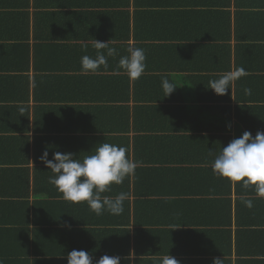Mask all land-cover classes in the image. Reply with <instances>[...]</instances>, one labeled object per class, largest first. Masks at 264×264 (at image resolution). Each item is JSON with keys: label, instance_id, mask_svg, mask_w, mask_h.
<instances>
[{"label": "crops", "instance_id": "0c3cea01", "mask_svg": "<svg viewBox=\"0 0 264 264\" xmlns=\"http://www.w3.org/2000/svg\"><path fill=\"white\" fill-rule=\"evenodd\" d=\"M19 1L0 0V13L7 18L0 22L3 264H68L67 254L74 249L88 252L93 264L104 255L119 256L120 264H163L168 254L179 264H213L215 259H223L222 264H264V203L256 201L264 198L215 175L214 155L209 154V149L218 153L245 131L264 132V55L240 53L246 75L222 96L209 88L211 75L219 78L235 71L234 66L202 74L151 71L136 81L117 71L53 72L46 67L81 64L85 28L66 22L57 31L62 39L35 42L34 13L40 10L30 5L28 30L13 6ZM80 1L61 10L93 9ZM164 26L168 31L178 29L174 24ZM203 29L207 28L199 26L194 35L207 36L212 27L201 34ZM19 34L30 39L21 40ZM54 43L66 44L71 53L67 49L60 53ZM152 54L153 62L162 55H178L164 46ZM36 62L41 69L35 68ZM90 74L98 75L92 86L82 79ZM117 75L127 76L125 83L115 79ZM164 78L177 86L167 97ZM50 90L66 91V98L52 100ZM59 107L65 108L62 117ZM235 110L251 130L235 117ZM99 143L124 146L138 162L133 177L102 194L114 198L130 189L119 216L108 212L97 216L86 203L64 200L49 183L53 173L40 160L45 151L49 159L55 152H68L82 160ZM242 197L252 201L251 209Z\"/></svg>", "mask_w": 264, "mask_h": 264}, {"label": "trees", "instance_id": "16d2710c", "mask_svg": "<svg viewBox=\"0 0 264 264\" xmlns=\"http://www.w3.org/2000/svg\"><path fill=\"white\" fill-rule=\"evenodd\" d=\"M76 2L77 0H20L18 5L13 6L17 8V13L20 15L22 27H26L28 30L31 18L30 7H32L30 5L33 4V7L40 10L34 13L36 15L33 27L35 42L46 39L55 42L62 39L58 37L57 31L66 22H69L67 24L70 26L78 24L85 28V33L82 36L84 52L81 57L88 55L95 58L97 49L94 47V43L90 42L109 41V47L115 48L118 55L107 58L108 66L106 68L101 66L97 71L101 73L124 72L119 68L118 62L121 56L128 54L129 46L145 50L147 65L145 72L167 71L202 74L203 72L210 73L221 70L230 71L233 66L238 69L240 65H244V61L241 60L242 56L240 58L242 52L247 53L248 56L260 57L264 55V4L253 3L250 0H81L82 6L93 9L74 12L61 10L76 4ZM158 5L163 6L164 9L154 10L153 8ZM56 6L58 9L50 8ZM202 8L205 9L202 10ZM6 20L7 18L0 13V22ZM172 24L178 29L168 31L164 26ZM199 26L207 28L201 30V34L212 27L209 35H194L195 29ZM44 33L47 35L45 36ZM17 37L25 41L30 39L27 34H19ZM67 38L68 36L64 37L65 40ZM232 40L235 41L233 45L231 44ZM26 45L29 47L28 44ZM54 45L60 53L65 49L71 53L66 44L54 43ZM163 46L164 49H169V53L170 50H173L178 55L176 57H171L175 55L174 53L171 56L162 55L159 57V62H153V49H162ZM70 53L69 55H72ZM35 68L41 69L37 62ZM46 68L53 72L55 70L58 72H84L81 64L67 67L56 65ZM77 76L82 78L81 75ZM96 76L98 75H85L82 79L87 81L86 85L92 86L98 81ZM126 77L117 75L115 79L125 83ZM211 77L212 80L218 79L213 74ZM72 89L73 87L69 84L67 90L72 92ZM50 95L53 97L52 100H63L67 94L66 91L53 94L50 90ZM69 98H72V95ZM138 98L144 100V97L138 96ZM238 99L240 102L239 97ZM178 100L183 101L182 98L177 97L176 101ZM64 111L65 108L59 107L57 113L62 117ZM236 115L245 124V128L251 130L239 110L237 112L235 110V117ZM252 136L255 137V135ZM128 190L127 193L130 192V189ZM256 201L264 203V199H256Z\"/></svg>", "mask_w": 264, "mask_h": 264}, {"label": "clouds", "instance_id": "9594fccd", "mask_svg": "<svg viewBox=\"0 0 264 264\" xmlns=\"http://www.w3.org/2000/svg\"><path fill=\"white\" fill-rule=\"evenodd\" d=\"M97 49L95 58L88 55L81 57V68L85 73H96L101 66H108V57L118 55L108 42L95 40ZM104 50H106V55ZM127 55L121 56L118 66L130 80L136 81L145 73L146 55L143 48L129 46ZM246 75L243 67L228 72L218 79L210 81L209 88L217 95H225L231 90L236 79ZM177 86L167 78L162 80L164 97L172 94ZM251 94V89H245ZM231 126L229 125V128ZM214 155L211 168L215 175L226 179L231 184H239L242 188H252L258 197L264 198V132L257 131L255 137L245 131L241 137L233 139L227 146L221 147L218 153L209 149ZM41 162L53 173L49 183L62 194V198L73 204L86 203L97 216L108 212L119 216L124 212V202L129 198L126 192H120L114 198L102 195L111 191L112 185H121L125 179L135 175L138 162L128 154V149L110 143H99L95 151L78 159L73 153L55 152L48 158L45 151L40 157ZM245 207L251 209L253 203L241 198ZM70 227V225L68 226ZM176 229V228H175ZM131 260V257L128 258ZM223 259H215L213 264H222ZM68 264H93L92 256L84 250H72L67 254ZM119 256H102L95 264H120ZM0 264L3 261L0 260ZM163 264H179L169 254L163 258Z\"/></svg>", "mask_w": 264, "mask_h": 264}]
</instances>
